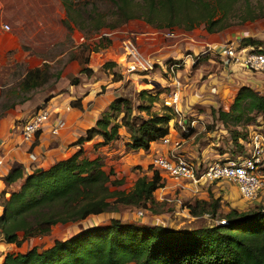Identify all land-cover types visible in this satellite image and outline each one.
I'll return each mask as SVG.
<instances>
[{"label":"trees","instance_id":"1","mask_svg":"<svg viewBox=\"0 0 264 264\" xmlns=\"http://www.w3.org/2000/svg\"><path fill=\"white\" fill-rule=\"evenodd\" d=\"M112 1L116 4L115 21L110 19L108 13L98 9L90 12L86 21H79L72 13L74 8L71 4L61 0L66 11L63 22L67 27L73 21L79 28L88 26V29L95 30L116 27L135 18L158 29L181 27L191 30L204 22L207 32L212 33L231 22L228 12L236 0H216L214 3L210 0ZM218 10L222 11L219 16ZM251 18L249 13L242 17L243 20ZM110 41L102 36L95 43L93 51L106 47ZM240 42L243 45L261 46V40L249 36L242 37ZM175 60L180 62L179 59ZM199 60L201 57L197 56ZM114 65L113 61L108 60L102 68L109 70L116 80L119 77L115 78L118 74L112 70ZM42 70L41 67L28 69L21 86L33 88L46 82V78H41L44 76L41 75ZM81 71L87 76L93 73L86 65ZM79 81L80 78L76 76L71 83ZM140 94L145 95L149 103L138 107L146 109L149 117L137 123L132 115L131 100L118 95L110 101L96 123L72 143L79 144V149L46 168H35L19 187L9 190V195H6L7 190L1 191L2 241L19 245L25 239L50 233L57 223L117 211L119 204L148 208L155 213L164 210L161 203H156L157 207L150 205L155 202L153 192L163 185L159 170L154 168L151 176H138L129 190L111 188L110 185H120L122 179H112L113 170H106L99 156L90 158L84 155V148L80 145L97 134L101 135L102 140L94 143L95 148L117 139L120 136L118 128L122 125L130 132L126 146L131 149H148L152 141L169 133V121L173 118L171 112H150L151 103L155 102L156 97L147 94L144 89ZM44 103L42 101L35 108ZM258 113L264 114V93L249 85L239 87L228 110L212 109V114L227 128L235 143L239 142V137H245L241 136L237 126L254 121ZM228 122L233 124L232 127H228ZM239 143L244 150L243 143ZM23 176L22 165L14 162L4 181L9 185ZM213 198L212 201L196 199L186 206L192 215L209 213L221 216L227 221L224 224L175 229L159 223H125L112 217L106 224L92 225L75 235L56 238L52 244L41 249L33 246L26 251H7L1 264H264L263 207L256 210L231 207L227 213L219 215L220 198Z\"/></svg>","mask_w":264,"mask_h":264},{"label":"rangeland","instance_id":"2","mask_svg":"<svg viewBox=\"0 0 264 264\" xmlns=\"http://www.w3.org/2000/svg\"><path fill=\"white\" fill-rule=\"evenodd\" d=\"M66 1L74 8L72 13L79 21H86L87 15L96 9L108 13L110 19L115 21L114 12L116 11V4L112 0ZM210 1L214 3L216 0ZM39 2L42 13L47 12L51 15V12H55L58 8L52 0H39ZM34 5L39 8L38 2ZM65 12L64 8L57 13L60 15V20L55 24H63L62 26H54L55 28H53V30L47 29L36 33L19 34V36L23 38L24 48L26 50H30L32 46L34 47L33 52L36 54V57L29 60L18 58L13 62V65L7 68L0 67V116L3 115L6 110L15 108L16 104H20V102H26L28 104L29 102H34V104H36L41 100L39 98L43 97L40 91L46 88L51 89L56 87V82L58 77H60V69L66 65L67 59L70 60L72 58L76 62L75 67L70 69V77L66 79L67 82H71V80L77 76L75 74H80L79 72H82L81 68L85 66L86 62L94 65L93 58L97 57L96 63L106 60L115 63L112 70H115L119 75L115 77H119L116 80L120 81L121 89L118 90L119 95L131 100L133 107L132 115L137 123L149 117V112H147L146 109L138 107L140 104L149 103L147 97L140 94V91L144 89L147 94L156 97L155 102L151 103L150 112L155 111L160 114L171 112L173 115V118L169 121V132L173 136L178 135L182 138V147L185 149V154L190 155L194 159H205L207 162L217 159L219 154H224L226 158H233L237 154L244 153V150L240 146V141L235 143L232 140L227 128H225L220 120L212 114V109L221 108L227 110L236 88H239L241 85H249L251 87L253 86L252 88H256V83H258L260 88L257 89L264 93V71L254 73L237 64H233L232 66L224 65V61L219 53L221 45L213 48L212 46L214 43H209L206 46L205 43L202 42L201 37L207 34L204 22L195 25L191 30H186L181 27H174L171 29L163 28L161 30V35L163 36L172 37L165 33L173 30L181 37V40L191 39L192 42L201 41L202 43L199 42L197 44L198 46L191 47V49H181L179 53H177V51H179V49H177L176 52L171 51L168 55L154 57L153 54L143 52L136 41V32H141L143 34L148 32L149 37L155 35L154 33L150 35V32L154 31L156 34L159 33V31H157L158 28L155 30L154 26L145 24L143 20L130 19L116 27H104L100 30H95L88 29V26L79 28L73 21H70V27H67L63 22V19L66 18ZM221 13L222 11L218 10L217 16L221 15ZM246 13L251 14L253 18L243 20L242 17L245 16ZM20 16L21 14H19L18 18H15V20H19ZM228 17L231 22L225 28L219 30L220 33L226 36L222 42L234 38L240 40L242 37L249 36L253 39L261 40L260 47H264V0H236L228 12ZM16 28L17 27H14V29ZM143 34V40L146 41V34ZM102 36L108 37L111 40L110 43L106 47L93 51L92 48L95 47V43ZM189 36L193 37L189 38ZM128 40L136 46L141 55L147 56L155 63L160 61V64L154 65L152 70L144 71L143 73L127 70V67H129V60L132 59L125 45V42ZM139 40L141 41V39ZM253 46L257 47V44ZM174 47L175 45L172 44L171 49H174ZM209 49H212V51L210 50L207 52ZM213 49H217V51L215 52ZM26 52L32 53V51ZM205 55H207V58ZM197 56L201 57V60L197 61ZM42 58L45 60H42ZM209 58L210 60L207 62ZM175 59H179L180 62H176ZM44 61L45 64H47L45 67L43 64ZM161 62H164L163 67ZM172 64L174 65V70L171 69ZM37 65L43 68L41 75L44 76L41 78H46V82L33 88L22 87L21 81L25 75L26 68ZM106 72L111 75L110 77L112 80H115L109 70H106ZM78 77L80 78L81 76ZM253 78H258L256 80L257 82H253L255 81ZM174 90H178L180 96L178 100L171 105L168 104L167 101H170V96ZM75 102L76 103L72 105H81L80 100ZM52 111H59V109L53 108ZM263 115L262 113H258L254 119L262 121L264 120ZM15 122L17 126L23 123V121L20 123L19 120ZM232 125L231 122H228V127H232ZM253 128H256V126L253 125ZM237 129L240 131L241 136H247L249 130L247 125L237 126ZM118 132L120 134L119 128ZM183 132L189 135L183 136ZM156 146L157 144L153 143L151 151L154 152L155 150L157 153ZM77 149H79V147L76 148V150ZM97 149L98 148H94L90 151L83 150V154L88 157H102L100 160L106 165V169L113 170L111 178L119 179L118 176L121 177L122 183L120 185H110L111 188L129 190L137 176L143 174L147 176L152 175L154 167L151 164V159L148 158L145 153L146 149H143L145 150L144 152L140 148L132 150L126 146V150L131 151L126 157L122 158L124 163L118 162L117 159L119 157L117 156L111 157L113 159L111 162L106 161V158L101 156L99 154L100 150ZM27 174L28 173H25L18 185L12 188L19 187ZM161 176L163 185L153 192L155 202L150 204L151 206H155L156 203H161L164 210L159 213H155L148 208L119 204L117 211H106L97 215H89L83 220L70 221L63 225H54L50 233L25 239L21 244H15L12 246L13 248H10L8 251H26L33 246H37L41 249L52 244L56 238L65 237L70 234L75 235L83 228L92 225L106 224L112 217L118 218L125 223L136 222L150 225L159 223L175 229L208 227L215 223H221L219 222L221 216L210 215L209 213L192 215L189 212V208L186 206L188 204H193L196 199L212 201L215 195L209 187L207 188L209 196H207V198H202L200 197L202 191H192L191 185L186 183L185 180L179 181L177 179L166 178L164 175ZM215 183H217L216 185L219 187L224 186V189L228 188V185L233 186L231 182L226 180L216 181ZM215 183L211 184L214 185ZM203 189L206 190V186H203ZM9 190L10 188H8V193L6 192V195H9ZM236 196L238 200H233L234 203L230 202L229 198H225L222 195L219 196V215L227 213L231 207H235L238 210H256L262 207L264 209V186L260 190V193H258V197L251 202L245 201L241 195L236 194ZM205 222H207V224ZM262 222L263 221H260V223ZM0 237L2 236L0 235ZM0 241H2L1 238ZM5 252L6 249L1 247L0 260ZM127 264L133 263L129 262Z\"/></svg>","mask_w":264,"mask_h":264},{"label":"crops","instance_id":"3","mask_svg":"<svg viewBox=\"0 0 264 264\" xmlns=\"http://www.w3.org/2000/svg\"><path fill=\"white\" fill-rule=\"evenodd\" d=\"M52 1L54 2L56 7L58 6V8L55 12L52 11L50 15V13L41 12L39 0H0L1 68H7L8 66L13 65V62L18 58L29 60L36 57V54L33 52L34 47L32 46L30 50H26L24 48L23 38L20 37L19 34L30 32L36 33L38 31H45L47 29L53 30V28H55L54 26L59 27L63 25H56L55 23L60 20V15L57 13L59 12V10L64 9V6L61 0ZM36 2L39 3V8L34 5ZM19 14H21V16L19 17L20 19L15 20V18H18ZM4 24H7L8 28H5L3 26ZM145 24L148 23L145 22ZM14 27L17 28L14 29ZM161 30L162 29H157V31H159V33L157 34L154 31L150 32V35L152 33L156 35H152L151 37H149L148 32L144 33L146 34V41L143 40V33L136 32V41L143 52L153 54L154 57H160V55H168V53H171V51L176 52L177 49H179L177 53H179L181 49H191V47L198 46L197 44L201 42H192L191 39L181 40V37H179L178 34L175 36L171 35L172 37L163 36L161 35ZM191 37L193 36H189V38ZM201 38L202 42L205 43L206 46L209 43H214V45L212 46L213 48L220 45L222 48L225 43V41L222 42V40H224L226 36L220 33V31H217L215 33L207 32V34ZM139 39H141V41ZM172 44L175 45L174 49H171ZM210 50L212 51V49H209L207 50V52ZM26 51H32V53ZM213 51L216 52L217 49H213ZM205 57L207 58V55H205ZM96 58L97 57L93 58L94 65L92 63H85L86 66L93 70V73L90 76H87L84 72L75 74L77 76H81L78 83H71L67 82L66 80L71 75L70 69H73L76 63L72 58L70 60L67 59L66 65L60 69V77H58L56 87L51 89L46 88L40 91V94L43 97L39 98L41 100H39L36 104H34V102H29V104L26 102H20V104H16L15 108L6 110V112L0 116V192L5 189L8 191V188L11 189L12 187H15L21 180L18 179L10 183L9 185H7L4 181V176L9 171L14 162H19L22 165L23 173L25 175V173L32 172L35 167L46 168L56 160L73 153L76 148L79 147V145H71L74 140L83 135L87 128L93 126L101 117V113L108 106L110 101L119 95L118 90L121 89L120 81L112 80L110 77L111 75L102 68L103 63L108 60L96 63ZM210 58L207 60V62L210 60ZM42 60L45 59L42 58ZM34 67L40 66L37 65L27 67L26 71ZM253 79H255V81L253 82H257L256 80L258 78ZM256 86L257 87H254V89L260 88V85L258 83H256ZM238 89L239 88L237 87L228 104V109L230 107V104L234 100ZM45 98L49 99L45 100ZM73 100H80L81 105H72L74 104ZM42 101H45V103L50 107V121L41 131L35 143L31 145L28 141L22 139L20 126H17V123L15 121L19 120L21 123V121L25 120L26 117H28L33 112L35 107ZM53 108L59 109V111H52ZM56 122L59 123L58 132L53 133L51 128L52 125ZM119 129V138L111 140L106 144L98 145L96 147L98 148L97 150H100L99 154L105 157L106 161L108 162H111L113 160L111 157L117 156L119 157L117 159L118 162L124 163V161H122V158L126 157L131 151L126 150V143L130 139V132L123 125L120 126ZM101 140V135L97 134L90 140H86L80 145L84 146V150L90 151L91 149L95 148L94 143ZM159 142H161L160 139L152 141L150 147L146 149V152L142 148L140 149L146 153L148 158L151 159L152 156L156 154L155 150L154 152L151 151L153 143L157 144V151H165L167 148V146L162 145ZM217 158L224 159L226 157H224V154H219ZM103 167L106 169L105 164H103ZM118 178L121 177L118 176ZM216 184L217 183H215L214 185H206V190L203 189V186H201L197 190L202 191L200 197L207 198V196H209V193L207 192V188L209 187L210 190L214 192L215 197H219L222 195L225 198H229L230 202H233V200H238L236 194H240L235 184L232 183L233 186L228 185L229 187L226 189L223 188L224 186L219 187ZM191 190L195 191L192 188ZM2 210L3 207L0 205V214L2 213ZM58 224L63 225L65 223H57L55 225ZM71 235L74 234H70L65 237ZM60 238H64V236ZM14 245L15 243L13 242L7 243L4 241H0V246L3 249H6V252L10 248L12 249V246ZM1 261L2 259L0 260V264Z\"/></svg>","mask_w":264,"mask_h":264},{"label":"built area","instance_id":"4","mask_svg":"<svg viewBox=\"0 0 264 264\" xmlns=\"http://www.w3.org/2000/svg\"><path fill=\"white\" fill-rule=\"evenodd\" d=\"M3 26L8 28L7 24ZM166 34L177 35L173 30L167 31ZM125 45L127 52L132 56L127 70L143 73L152 70L154 65L160 64V61L155 63L147 56L141 55L130 40L125 42ZM219 53L226 66L237 64L254 73L264 71V47L243 45L238 38H234L226 41ZM161 64L163 67L164 62ZM173 66L172 64V70H174ZM179 96V91L174 90L170 101H167L168 104L173 105ZM50 114V107L46 103L35 108L20 125L22 139L32 145L50 121ZM253 125L256 128H253ZM247 127L249 128L247 136L239 137V141L244 145V153L237 154L236 157L217 158L207 162L199 158L194 159L185 154L182 138L178 135L173 136L169 132L160 139L161 144L167 146L166 150L157 151L151 158V164L159 170L161 175L179 181L185 180L195 191L201 186L216 181H229L236 185L239 194L245 201L251 202L258 197V193L264 186V120L257 119L248 123ZM58 128L59 123H54L51 128L52 132L57 133ZM219 222L224 224L227 221L221 218Z\"/></svg>","mask_w":264,"mask_h":264},{"label":"bare ground","instance_id":"5","mask_svg":"<svg viewBox=\"0 0 264 264\" xmlns=\"http://www.w3.org/2000/svg\"><path fill=\"white\" fill-rule=\"evenodd\" d=\"M196 220H197V219H196ZM196 220H195V221H196ZM207 220H208V219H207ZM207 220H206V221H207ZM197 222H198V221H197ZM202 222H203V221H202ZM205 223L207 224V222H205ZM212 223H213V222H212ZM190 224H191V223H190ZM197 224H198V223H197ZM203 225H204V223H203ZM209 225H210V224H209ZM195 226H196V225H195ZM206 226H208V225H206ZM188 228H189V227H188ZM179 229H180V228H179Z\"/></svg>","mask_w":264,"mask_h":264},{"label":"clouds","instance_id":"6","mask_svg":"<svg viewBox=\"0 0 264 264\" xmlns=\"http://www.w3.org/2000/svg\"><path fill=\"white\" fill-rule=\"evenodd\" d=\"M241 39V38H240Z\"/></svg>","mask_w":264,"mask_h":264}]
</instances>
